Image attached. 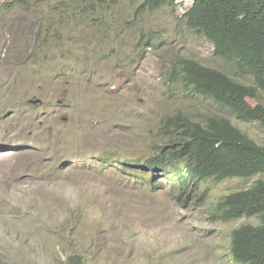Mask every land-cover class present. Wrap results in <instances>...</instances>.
I'll return each instance as SVG.
<instances>
[{
	"label": "rangeland",
	"instance_id": "1",
	"mask_svg": "<svg viewBox=\"0 0 264 264\" xmlns=\"http://www.w3.org/2000/svg\"><path fill=\"white\" fill-rule=\"evenodd\" d=\"M146 2L0 0V264H239L231 232L258 220L213 213L263 176L206 181L180 199L163 178L105 165L152 157L176 115H224L264 145L259 122L169 81L181 58L225 69L184 24L193 0L137 18Z\"/></svg>",
	"mask_w": 264,
	"mask_h": 264
},
{
	"label": "trees",
	"instance_id": "2",
	"mask_svg": "<svg viewBox=\"0 0 264 264\" xmlns=\"http://www.w3.org/2000/svg\"><path fill=\"white\" fill-rule=\"evenodd\" d=\"M165 1L147 0L137 18ZM182 19L189 31L213 44L215 58L225 69L181 58L171 66L169 81L182 83L186 91L211 100L238 120L259 122L264 128V105L248 102L264 94V0H194ZM162 129L166 142L155 147L152 157L117 162L109 156L106 167L116 162L117 169L121 165L129 172L163 178L165 185L179 191L180 199L206 181L264 177V145L224 115L211 113L203 122L176 115L164 120ZM213 215L223 222L257 219L258 224H244L231 232L230 251L239 264H264V178L224 197ZM69 262L86 264L79 254L71 255Z\"/></svg>",
	"mask_w": 264,
	"mask_h": 264
},
{
	"label": "clouds",
	"instance_id": "3",
	"mask_svg": "<svg viewBox=\"0 0 264 264\" xmlns=\"http://www.w3.org/2000/svg\"><path fill=\"white\" fill-rule=\"evenodd\" d=\"M193 1H194V0H193ZM192 4H193V3H192ZM191 6H192V5H191ZM189 8H190V7H189ZM189 8H188V9H189ZM188 9H187V10H188ZM187 10H186V11H187ZM186 11H184L183 15L186 13ZM183 15H182V17H183Z\"/></svg>",
	"mask_w": 264,
	"mask_h": 264
},
{
	"label": "bare ground",
	"instance_id": "4",
	"mask_svg": "<svg viewBox=\"0 0 264 264\" xmlns=\"http://www.w3.org/2000/svg\"><path fill=\"white\" fill-rule=\"evenodd\" d=\"M35 101V100H34Z\"/></svg>",
	"mask_w": 264,
	"mask_h": 264
},
{
	"label": "water",
	"instance_id": "5",
	"mask_svg": "<svg viewBox=\"0 0 264 264\" xmlns=\"http://www.w3.org/2000/svg\"><path fill=\"white\" fill-rule=\"evenodd\" d=\"M40 102V101H39Z\"/></svg>",
	"mask_w": 264,
	"mask_h": 264
}]
</instances>
